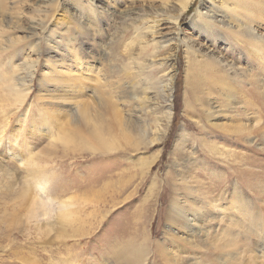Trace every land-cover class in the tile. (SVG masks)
Here are the masks:
<instances>
[{
  "label": "rangeland",
  "instance_id": "rangeland-1",
  "mask_svg": "<svg viewBox=\"0 0 264 264\" xmlns=\"http://www.w3.org/2000/svg\"><path fill=\"white\" fill-rule=\"evenodd\" d=\"M205 1L0 0V264H264V98L226 100L241 84L212 69L252 81L264 59L226 0L196 22ZM168 57L171 93L139 105L140 62ZM92 122L116 148L63 143Z\"/></svg>",
  "mask_w": 264,
  "mask_h": 264
},
{
  "label": "bare ground",
  "instance_id": "bare-ground-1",
  "mask_svg": "<svg viewBox=\"0 0 264 264\" xmlns=\"http://www.w3.org/2000/svg\"><path fill=\"white\" fill-rule=\"evenodd\" d=\"M191 2H192V0H179V5H178L179 12H182L183 10L185 11L189 7ZM230 4H233V6L228 7V5H230ZM234 5L241 6L244 10V13L243 12L241 13L237 9H235ZM212 6H213L212 0H206L203 4V7L207 8L208 11H202L201 9L197 10L196 15H195V18H197L196 22L197 21H199L200 23L203 22V24L205 25L206 22L204 21V19H206V20H208V23L206 25L208 27H210L209 24L214 22L211 19V16L209 14L210 13L209 11H211ZM225 7L234 9V15L233 16L228 15V18L230 19L229 21H234V20L239 21V18H238L239 16H241V18L244 19V21L241 20L240 25H237V27H238L237 31L239 32V34H241V36H243L244 39H251L252 40L253 45H250V46H253V51H251V53L248 52L249 57L255 55V57H257V58H263L264 59V43H263L264 42V32L258 30L257 27H255L257 17L259 16V14L264 12V9H263L264 8V0L263 1H261V0H241V3H238V0H226L225 1ZM249 13H251V16L247 15ZM178 17H179V14H177L176 17L173 18V21L177 22ZM158 22H159L158 14H155L154 19H152V24L149 22V26H147L146 29H148V30L151 29V31H152L154 28H156L155 26ZM39 27L42 28L41 26H39ZM232 27H235V26L231 25L228 28H232ZM138 30H139L138 27L133 30V32L137 31V35H135V39H137V37L138 38L142 37L141 36L142 32L141 31L138 32ZM148 30L146 32H149ZM151 33H153V32H151ZM37 45L38 44H35V46L33 48L37 49V47H38ZM140 49L146 51L147 46L140 47ZM34 52H36V51H34ZM166 52L169 53V49ZM33 60H31L30 62H27L30 64V67H32V68L34 67ZM172 62H173L172 59L170 57H168L165 60L161 61L158 64V66L156 65L157 66L156 68L159 67L162 70H161L159 75L155 74L156 77L153 80L149 79V78L153 76V72H151L150 68H152V69L155 68L154 63L151 62L150 67H148L146 65V63L144 64V62L143 63L140 62V66L138 67V71L136 73V79H135L136 82L139 83V85L141 83H143L141 85H144L141 88L142 90L138 91V93H137L138 95H136V98H135L136 102L139 105H141V106L146 105L147 106V101L145 100V97L141 95V94H145L146 88L150 87L151 89H154L156 91H161L162 94H163V92H165L167 95H169V92L171 93V91L173 89V78L175 75V67L173 68ZM226 62H224L222 60H214L212 62V69H213L214 75L216 77L215 85H222L223 87H225L226 85L228 86L231 81H233V83L235 85L241 84V85H238L239 91H238V89H236V87H229L228 86L229 87V93L226 96V100H233V99L235 100V98H237V95H239V93H241V90L243 89L244 85L247 83H248L247 85L249 86V88L254 86L255 89H259V91L256 90L254 92L256 94L258 92V94H260V96L259 95L258 96L259 97L262 96L264 98V64L261 65L260 63H257L258 64L257 66L263 70V76L259 77V79H253L252 81H247L248 79L253 78V77L251 76L250 78H247V79L232 78L231 75L236 76L237 75L236 71H240L243 68L239 67L240 65L236 66V68H234L233 64H229L228 62L227 63ZM148 76H149V78H148ZM170 97H171V95H170ZM162 106L163 105L158 106V108L161 109ZM165 108H167V110H166L167 112H166V116H165L166 126H167L168 120L170 119L169 111L171 110V103L168 106L166 105ZM83 114L85 115V113H83ZM213 116L214 115L212 113L208 114L209 118L210 117L213 118ZM161 117L162 116L159 117V121H160V119H163ZM159 125H160V123L158 122L157 126H159ZM245 128H246L245 126L240 124V125H236L233 131H235L237 137L238 136L243 137V136L248 135L246 133ZM89 129H90L88 132L89 137L82 136L79 131H76V132H72V136L71 135L61 136V139H62L63 143H65L66 145L68 143H74L75 140H80L82 142L83 146L85 145L86 147L99 149L100 151H104V152L111 151L114 148H116L115 139L108 136V133L103 131V125L102 124H100V123L95 124L92 122L91 127ZM151 142H153V141H151ZM246 210L248 211V209H246ZM263 211H264V206H263Z\"/></svg>",
  "mask_w": 264,
  "mask_h": 264
}]
</instances>
